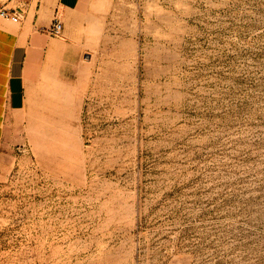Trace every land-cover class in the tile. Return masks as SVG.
Segmentation results:
<instances>
[{"label": "rangeland", "instance_id": "obj_1", "mask_svg": "<svg viewBox=\"0 0 264 264\" xmlns=\"http://www.w3.org/2000/svg\"><path fill=\"white\" fill-rule=\"evenodd\" d=\"M83 9L0 140V264H264V0Z\"/></svg>", "mask_w": 264, "mask_h": 264}, {"label": "crops", "instance_id": "obj_2", "mask_svg": "<svg viewBox=\"0 0 264 264\" xmlns=\"http://www.w3.org/2000/svg\"><path fill=\"white\" fill-rule=\"evenodd\" d=\"M86 0H56L47 9L49 20L40 14L31 21L21 20L19 28L8 30L0 26V140L11 120L27 109L29 85L39 80L54 54L62 53V30L55 35L49 31L55 14L63 22L72 14L82 13ZM50 67V66H49Z\"/></svg>", "mask_w": 264, "mask_h": 264}, {"label": "built area", "instance_id": "obj_3", "mask_svg": "<svg viewBox=\"0 0 264 264\" xmlns=\"http://www.w3.org/2000/svg\"><path fill=\"white\" fill-rule=\"evenodd\" d=\"M0 16L2 18L8 19L13 23H20L22 20V12L17 10H10L5 7L0 8ZM63 27V22L58 14L54 15L52 20V24L49 28V31L52 34L58 35L60 34Z\"/></svg>", "mask_w": 264, "mask_h": 264}, {"label": "bare ground", "instance_id": "obj_4", "mask_svg": "<svg viewBox=\"0 0 264 264\" xmlns=\"http://www.w3.org/2000/svg\"><path fill=\"white\" fill-rule=\"evenodd\" d=\"M15 26V25H14ZM12 28V27H11ZM15 29V28H14Z\"/></svg>", "mask_w": 264, "mask_h": 264}]
</instances>
